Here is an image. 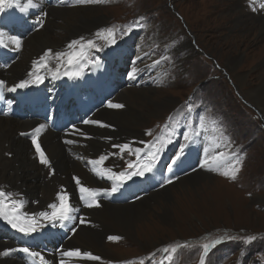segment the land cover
Wrapping results in <instances>:
<instances>
[{"label":"rangeland","instance_id":"1","mask_svg":"<svg viewBox=\"0 0 264 264\" xmlns=\"http://www.w3.org/2000/svg\"><path fill=\"white\" fill-rule=\"evenodd\" d=\"M236 2V0H108L89 8L92 13L87 19H93L91 23L98 20L103 22L96 28L97 32L114 26L121 28L128 25L129 21L132 23L133 19L143 17L140 23L144 31H139L142 33L141 39L123 37V40L119 41L121 36L117 32V44L104 47L102 51L116 50L117 54L129 51L134 53L133 58L143 48L148 54L159 53L158 56L164 49L175 52L171 58H168L169 53H164L160 57L161 60L168 58L163 65L162 75L159 73L160 67H157L155 72L157 80H162L161 84L138 89L148 100L136 101L143 119L142 124L136 129L144 131L145 139L150 136L146 133L158 130L165 116L177 112L180 116L172 119L186 120L185 122L190 124L195 120H191L189 115L192 114L193 119L196 114V117H200L198 122L195 121L198 128L207 130V134L218 132L219 139L226 138L231 145L228 153L234 152L237 157L242 158L240 171L235 180L215 175L213 180L193 188L192 193L197 202L204 196L203 191L212 189V196L218 198L216 202L213 200L214 205L209 200L207 206L201 207L200 211L192 206L185 207V204L179 206L177 201L189 195V189L177 186L168 190L172 200L166 202V206L160 204L162 208L157 205L156 209L154 204L152 212L136 224L132 236L125 230L114 227V231L111 230L108 234L116 235L112 237L120 239L105 238L101 249L103 255L95 246L88 247V244H85L87 247L80 249L82 253L88 250L105 257L100 264H126L127 261L139 264L141 259L144 260V264H161V261L163 264H199L201 246L222 236H233L236 239H225L212 247L205 257V264H264V113H261L264 112V93L260 107L244 94L245 90L250 93L261 84L264 73L260 59L249 62L253 56L250 51L256 49L260 43L247 47L243 40L239 41L240 37L253 32L255 27L240 24L234 29L233 25L235 17L232 12L239 11L237 6L245 9L247 18L254 24L256 21L246 9H250L255 3L241 0L239 5ZM133 33L135 36L138 35L136 30ZM153 36L161 38L160 41L153 39ZM148 37L151 40L147 41ZM186 40L191 47L184 49L183 44ZM155 43L160 45L153 46ZM179 47L183 48L180 53L177 51ZM103 59L106 63L103 61L102 65L109 67L113 65L112 55ZM144 59L142 61L145 64L151 61L149 58ZM233 60L237 63L235 73L240 78H245L244 87H238L227 70ZM46 69H43L44 73H47ZM109 71L113 76L114 72ZM164 101L168 107L165 112H161V116H157L160 115L157 107ZM188 104L192 105L191 112L188 111ZM255 108L259 114L255 112ZM172 109L176 111L170 112ZM201 117H205L203 125ZM206 118L209 119L208 122ZM162 129L165 127L162 126ZM104 136L110 137L109 133H105ZM125 158H131L128 152H125ZM121 162H124V157L120 158V164ZM0 189L5 191L1 183ZM196 189H201L202 192ZM36 204L39 205V202ZM142 229L150 230L151 236L148 237V234L147 237L142 236L140 233L143 232ZM249 235L257 238L245 244L242 238ZM185 242L191 247L179 248L173 254L171 262L164 259L167 255L161 251L164 247ZM73 258L84 259L67 257ZM84 263L85 261L81 264ZM86 264L99 263L95 260Z\"/></svg>","mask_w":264,"mask_h":264},{"label":"bare ground","instance_id":"2","mask_svg":"<svg viewBox=\"0 0 264 264\" xmlns=\"http://www.w3.org/2000/svg\"><path fill=\"white\" fill-rule=\"evenodd\" d=\"M236 1L239 5L241 4V0ZM96 6L97 4L85 6V8L76 6L69 10L49 9L48 13H46L44 25L40 30L33 33L26 39L21 46V52L19 54L20 57L6 70V73H0V80H3L7 86L14 85V83L18 82V80L22 77L23 73L30 69L33 60H39L40 56L48 49H51L53 53L70 51L67 45L72 40H80V38L83 37L85 41L93 39L98 45H103V41L96 40L95 37V33L98 30L96 28H98L103 22L101 23L100 20H98L95 23H91L93 19H87V17H89L92 13L89 8ZM236 8L239 10V13L232 12V15L235 17V22L233 23L234 29L240 24L255 27L253 32H249L243 37H240L241 39L239 41L243 40L247 47L251 44L260 43L256 49L250 51L253 53V56L251 58L249 57L251 60L249 62H256L260 59L262 63V72L264 73V15L262 16L260 14V9H258L257 15L255 17L252 15V19L256 21L253 24L250 23L251 19L247 18L248 14L245 12V9L238 6ZM87 10L88 12H86ZM152 38L159 41L161 39L157 37L155 38V36ZM190 47L191 46L188 40H186L183 44V48L186 49ZM183 48L179 47L177 48V51L179 52ZM114 51L115 50H109L105 52L97 51L96 49H85V53L88 55L89 59L98 60L99 65H102L103 61L106 63L103 58H109ZM145 54L148 53L145 52L143 48L141 51L136 53L134 59L139 63V55L143 56ZM142 59L144 58L141 57V60ZM46 63L49 68L52 69H55L57 63H61V66L63 65V63L58 62L54 56L52 59L47 60ZM236 64V61L233 60L232 64L228 65L227 70L232 75L236 85L241 88L246 85L244 81L245 78H240V76L235 73ZM89 66H92V64H89ZM47 70L48 69H46V72L50 74ZM40 72H43V69H41ZM54 80L58 82L60 81V78L58 77ZM48 81L52 82L53 80L49 79ZM133 89L135 88H129L128 90L122 91L115 99V102H113L124 105L123 108L116 109L109 107L107 111L105 109L100 110L95 115L97 120L102 121L103 124L110 128V131L86 129L88 131V141L87 148L81 151L83 159L91 160L92 155L96 154L100 148L104 147V144L101 141H105V133H109V135L112 133L114 137H117V141L112 140L114 145L129 144L130 148L134 149L143 145L144 131L136 129L143 121L136 101L140 100L141 102H144L148 100L142 95V91H135ZM263 93L264 79H262L261 84L250 93L246 90L244 91L247 98L249 97V100H251V102H253L257 107H260L262 104L261 98ZM166 107H168L166 106V101L160 104V106L157 107V112H160V115L157 116H161V112H165ZM255 112L259 114L257 109ZM261 113L263 114L264 112ZM33 125V123L29 122L18 123L17 121L14 122L12 120H0V183L2 184V188L5 187V191H10L14 194L13 196L16 199L21 200L23 207L28 206L27 203L29 199L38 202L40 201L39 204L40 207H42L53 201V195L57 192L56 187H61L64 190L70 191L71 194L69 200L72 207L79 210L76 203V193L79 190L73 180V177H78L81 184L88 187L93 186L88 183L91 181L90 176L79 163H75V161L69 159V157L65 154L64 149L57 144L56 140L52 139V135L50 133H46L40 137L39 143L44 144L51 157L48 159L50 167H53L55 170L54 174H48V168H46L43 164H37L33 156L35 150L30 148L27 142L17 137V131L25 133L28 131V128L33 127ZM212 148L215 152L220 151V147L217 149L216 145H212ZM42 150L44 151L43 148ZM213 178L214 177L212 175L209 176L201 172H194L186 177L178 179L176 182H173L166 187H163L159 191L153 192L148 196H144L131 205L110 206L105 203H98V207H84L81 212L80 220L81 218H84L85 222H80L78 229L67 242L66 250H74L75 247L79 250L84 249L87 247L85 244H88V247L95 246L97 251L101 252L104 239L116 236L108 234L111 230L114 231V227H119L121 230H125L129 236H132L134 227L136 224L140 223L149 212H152L154 209L152 206L155 204L156 209L157 205L160 206V204H164L166 206V202H169L171 199L168 190H172L177 186L189 189V195L181 197L179 199L182 200L181 202L179 200L177 201L179 206L185 204V207L192 206L200 211L201 207L207 206L206 203H208L209 200L214 205V201L216 202L218 198L216 199L212 196V189L203 191L205 194L198 202L194 199L195 196L194 193H192L193 188L197 187L201 183H207L208 181L213 180ZM215 188L219 189L218 187ZM196 190L202 192L201 189ZM39 196L41 199H39ZM142 231L143 232H140L142 236L147 237V234L149 235L148 237L151 236L150 230L142 229ZM78 244H80V246ZM9 245V241L5 239V233L0 232V251L8 249ZM92 254H96V256L102 259L105 258L102 256L104 254H102V252V255L93 251ZM83 260L84 259L74 260V258L65 259L67 263L71 262L78 264L83 263ZM0 264H20V262L12 259H4V256H0Z\"/></svg>","mask_w":264,"mask_h":264},{"label":"snow or ice","instance_id":"3","mask_svg":"<svg viewBox=\"0 0 264 264\" xmlns=\"http://www.w3.org/2000/svg\"><path fill=\"white\" fill-rule=\"evenodd\" d=\"M78 3H104L108 2V0H77ZM38 5L34 3V0H0V13L5 12L8 8H16L21 13L27 12L31 8H36ZM264 8V4L261 5ZM255 10V9H254ZM46 15V14H45ZM141 20L143 17L140 18ZM37 24L43 26L44 21L42 19H37ZM139 26V21H135L133 23H129L121 28L116 26L108 29H103L95 33L96 40L103 41V45H98L95 40L88 39L84 40L83 37L80 40H72L68 45V52H55L51 49L46 50L43 55L40 56L39 60L32 61V71L28 73L30 79H24L14 84L12 87L7 88V91L15 92L17 89H24L32 84H40L43 83L44 77L39 74L41 69L47 68L50 75L53 79L58 78L60 74L61 63H57L55 69L49 68L46 63L47 60L54 58L58 62H62L63 66H65L66 70L63 75L67 76L69 79H78L83 73L84 69L92 65H99V61L95 59H89L88 55L85 53V49H96L97 51H102L103 47H109L117 44V32L120 33L121 38L128 36L134 29V27ZM10 43L14 45L13 51H19L22 46V41L19 37H11ZM9 45L4 41V34L0 33V47L7 48ZM159 61H153V66H157ZM7 67V65H5ZM136 69H133L132 72H129L130 78H135ZM5 86V82L0 80V88ZM108 107L110 108H123L124 105L113 103L112 101L108 102ZM188 111H192V105L188 104ZM7 114V113H5ZM51 119V117H49ZM172 117H169L171 120ZM84 124H99L102 127H107V125L102 124L98 120H89L85 119L82 121ZM201 124L203 125V117H201ZM75 129V125L72 126ZM167 127V126H166ZM45 124H40L36 128L32 130V143L35 146L36 152L39 155L40 163L45 165L46 167H50V162L46 157L44 151L41 149L39 143H37V137L44 130ZM162 134L158 135L154 138L153 142H149L145 145L148 148V151L145 153L143 149L136 148L134 150L130 149L129 144H120L114 145V147L119 148L120 152L123 153L125 151L128 152L129 155H135L136 160L127 161V168L123 171H113L112 168H108L104 166V162L109 158V155L112 154H101L97 159L89 160L88 163L93 165L92 171L97 176L101 178H107L113 181V185L110 189H101V188H91L81 184V181L78 177H73L77 188L80 192V199L84 202L87 207L99 206L97 202V197L100 193L112 194L119 190L120 186H122L126 181L131 180L133 177H145L148 173H153L157 162L160 158V153H162L165 148L173 143V136L175 134L174 129L171 131H166L165 129L161 130ZM151 135V133H146ZM21 135H28V133H21ZM81 135L84 133L81 132ZM200 135V131L195 129L191 131H185L184 141L176 152L175 156L172 158L171 163L167 165L168 172H172L173 167L180 161L181 157L184 155L185 149L189 146L190 143L194 142V137H198ZM226 141V138H225ZM67 144L74 143L73 140L65 141ZM226 146L230 147V144H226ZM220 147L219 144H216V148ZM205 152L208 153V149L205 148ZM143 153V155H141ZM235 158L234 160L232 158ZM242 162V158L237 157L236 153H225L223 151H216L213 154H208L201 161L200 167L207 168L209 171H219V174L235 180L237 177V173L240 171V164ZM223 169V170H221ZM173 180L170 177H165L163 182L161 183V187L165 184L172 183ZM13 193L5 192L0 190V219L5 220L14 230L23 233L24 235H31L35 233L40 228L45 227L46 225L41 223V220L47 221L48 224L55 226L59 223L61 226L64 225L66 221L73 219L72 213L78 211L74 209L69 202V195L61 189L60 192H57L56 199L59 201L57 203H51L48 205V208L51 209V212L43 211L39 213H34L29 216L26 213H21L20 209L22 207V201L18 199H13ZM39 218V219H38ZM81 223H84V218H81ZM75 232V228L72 229ZM256 236H246L243 237V242L248 244L255 240ZM110 240H118L120 237H109ZM233 240L236 237L233 236H222L218 239L212 240L210 243L203 244L202 253L199 258V264H205V257L207 256L209 250L215 245L221 243L223 240ZM181 247H191V245L185 242L184 244H176V245H168L164 247L161 251L166 253L167 255L164 257L165 260L171 262L173 260V254L177 252V250ZM20 251L26 253L28 256L32 258H38L40 264H48L45 260L44 256L41 255L40 252L31 250L28 247H23L19 249L8 248L4 251H0V256H7L11 252ZM62 257H86L92 260H99L100 257L93 256L88 252H81L79 249L63 251L60 253ZM60 264H65V261L62 259ZM126 264H134L133 261H127ZM139 264H144V260L141 259ZM163 264V261H161Z\"/></svg>","mask_w":264,"mask_h":264},{"label":"crops","instance_id":"4","mask_svg":"<svg viewBox=\"0 0 264 264\" xmlns=\"http://www.w3.org/2000/svg\"><path fill=\"white\" fill-rule=\"evenodd\" d=\"M174 48H176V47H174Z\"/></svg>","mask_w":264,"mask_h":264}]
</instances>
